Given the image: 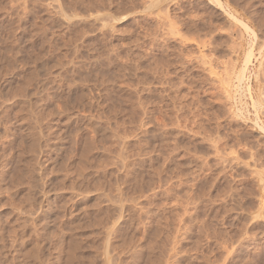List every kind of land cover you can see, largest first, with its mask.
Wrapping results in <instances>:
<instances>
[{
	"label": "rangeland",
	"instance_id": "obj_1",
	"mask_svg": "<svg viewBox=\"0 0 264 264\" xmlns=\"http://www.w3.org/2000/svg\"><path fill=\"white\" fill-rule=\"evenodd\" d=\"M0 264H264V0H0Z\"/></svg>",
	"mask_w": 264,
	"mask_h": 264
}]
</instances>
